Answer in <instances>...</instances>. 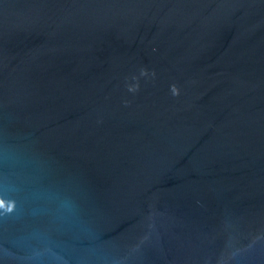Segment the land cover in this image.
<instances>
[{
  "label": "water",
  "instance_id": "water-1",
  "mask_svg": "<svg viewBox=\"0 0 264 264\" xmlns=\"http://www.w3.org/2000/svg\"><path fill=\"white\" fill-rule=\"evenodd\" d=\"M0 264H264V0H0Z\"/></svg>",
  "mask_w": 264,
  "mask_h": 264
}]
</instances>
